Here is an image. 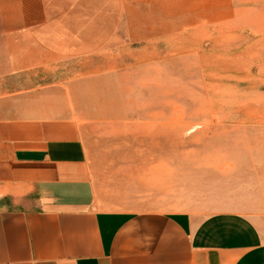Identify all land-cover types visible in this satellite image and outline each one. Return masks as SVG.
<instances>
[{
	"label": "rangeland",
	"instance_id": "1",
	"mask_svg": "<svg viewBox=\"0 0 264 264\" xmlns=\"http://www.w3.org/2000/svg\"><path fill=\"white\" fill-rule=\"evenodd\" d=\"M112 209L237 212L264 230V0H46Z\"/></svg>",
	"mask_w": 264,
	"mask_h": 264
},
{
	"label": "crops",
	"instance_id": "2",
	"mask_svg": "<svg viewBox=\"0 0 264 264\" xmlns=\"http://www.w3.org/2000/svg\"><path fill=\"white\" fill-rule=\"evenodd\" d=\"M46 0H0V264H264L245 214L98 200L73 82L47 83Z\"/></svg>",
	"mask_w": 264,
	"mask_h": 264
}]
</instances>
